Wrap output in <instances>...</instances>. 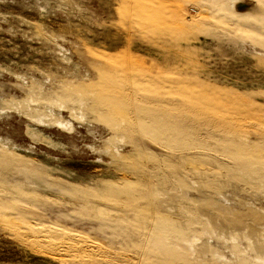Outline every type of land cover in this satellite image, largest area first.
<instances>
[{
    "label": "rangeland",
    "instance_id": "374dc122",
    "mask_svg": "<svg viewBox=\"0 0 264 264\" xmlns=\"http://www.w3.org/2000/svg\"><path fill=\"white\" fill-rule=\"evenodd\" d=\"M0 264H264V0H0Z\"/></svg>",
    "mask_w": 264,
    "mask_h": 264
}]
</instances>
